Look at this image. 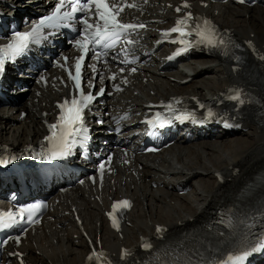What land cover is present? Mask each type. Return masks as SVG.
Instances as JSON below:
<instances>
[{"label":"bare ground","instance_id":"6f19581e","mask_svg":"<svg viewBox=\"0 0 264 264\" xmlns=\"http://www.w3.org/2000/svg\"><path fill=\"white\" fill-rule=\"evenodd\" d=\"M19 5L24 3L25 0H16ZM264 3V2H263ZM249 22H246L245 12L239 7L228 6V13L224 19L220 21L225 22L228 27L234 28V30L243 37H248L251 32H259L264 30V7H257L250 9ZM233 18L230 19V16ZM258 38V37H257ZM64 41V39H63ZM63 47V45H62ZM215 65L216 71L211 76L210 66ZM203 66L209 68L201 72L193 80L196 86L201 90H209L205 92V95L211 94L221 89L223 85L222 71L218 68V64L215 59L202 57L198 60H193L190 66L187 68H180L178 70V77H187L197 73ZM13 79L8 80L9 86L12 85ZM13 89L12 86H10ZM216 88V89H215ZM187 93H193L195 85H188L185 87ZM214 90V91H212ZM212 91V92H210ZM177 91L171 90L167 94L176 93ZM18 96L15 100V105L19 103ZM21 102V101H20ZM7 107L0 108V114L10 117L7 111ZM6 122V121H5ZM249 126V132L245 133L243 137L230 139L225 133H217L216 138L212 141L210 138L215 135L217 129L211 132L194 134L195 138H205L206 141H198L194 149H190V144L183 145L182 147H176L175 150L168 152L164 151L161 155L155 156L152 163L160 164V168L156 169L154 181H161L166 191L154 190L149 191L146 188L136 189V192L141 199L150 198V202L147 207H154L156 210L155 216L160 221H165L166 224L173 229H176L181 221H184L186 216H192L194 218H201L205 216L209 208L217 204L225 197H229L238 185V181H243L247 178L246 170L252 169L255 165L264 163V122L263 123H251L246 122ZM15 135V134H12ZM21 138L17 137L16 141H20ZM170 149V148H169ZM230 165L237 166L241 172L236 175L230 176V179L219 185L215 183V180L211 177L210 172L221 169L228 174ZM164 169V172H162ZM167 176V174H169ZM189 173L192 176L186 178ZM194 180H197L196 182ZM180 184L182 186H189L191 190L185 195H178L177 191H174V185ZM147 191L149 193L147 194ZM152 196V197H151ZM174 200L177 207H173L170 201ZM156 202V205L153 204ZM153 215V213L151 214ZM157 219H155L157 221ZM139 222L143 221V217L138 218ZM133 228H128L126 236L132 235ZM146 231L143 230L142 233ZM137 236L135 237L136 240ZM78 254V253H77ZM55 257V255H52ZM81 258L71 257L70 262L77 264ZM264 264V262L262 263Z\"/></svg>","mask_w":264,"mask_h":264},{"label":"snow or ice","instance_id":"6c2138e0","mask_svg":"<svg viewBox=\"0 0 264 264\" xmlns=\"http://www.w3.org/2000/svg\"><path fill=\"white\" fill-rule=\"evenodd\" d=\"M244 3L245 0H239ZM134 8L136 4L128 2V0H57L52 13L46 17H42L33 26L29 32H16L13 34L10 43L0 47V74L5 70L6 62H15L17 58L25 55L30 50V45L38 42L41 38L45 28H56L65 25V22H70L76 19L77 14L80 23L84 25L83 35L80 39L75 41L77 50L81 52L75 63L74 74L69 70V77L74 81L76 88L79 90L78 96H73L69 101L66 100L59 105L61 115L58 118V123L50 125V135L47 139L50 143L45 151L38 155V159L43 160H61L67 158L72 152V149L81 141L86 139V126L84 119V111L88 108L90 102L94 97L90 93H84L81 81L82 63L89 51L98 61L102 60L107 55V50L117 46L124 38L125 34L136 29H142L144 24H131L122 22L119 17L124 11V8ZM188 7V5H185ZM179 12L180 9H177ZM95 20L90 23V20ZM194 18L189 13L185 19L177 21V26L171 29V33H178L181 39L178 41L182 45H189L192 41L187 38L193 35L192 28L195 27V36L198 37L197 44H203L206 47L226 50L228 42L225 41L223 35H220L214 26L209 21L204 20L200 23L191 24ZM167 37L170 33L166 32ZM124 42L132 44L133 41L125 40ZM177 42V41H174ZM135 71V69H133ZM115 79V76L112 77ZM100 94L103 89H100ZM232 99L240 103H244L241 96L237 93ZM211 116L212 114L209 113ZM152 150V149H150ZM8 161L0 160V163H7ZM103 170V165L100 166ZM124 207L129 206V202H121ZM120 205H117L119 207ZM43 205L34 204L30 209H20L18 213L5 212L0 213V228H8L12 223H15L17 216L23 219V213L28 211L27 222H32V215L39 211ZM113 226L118 229V223L113 219ZM158 232L164 231L158 228ZM17 238V242H18ZM5 242L0 241V244ZM259 248L253 247L251 250H242L235 256L227 257L225 264H246V260L251 252L257 250H264V240L259 242ZM150 247V245H145ZM125 256L130 253L125 252ZM92 258L90 257V260Z\"/></svg>","mask_w":264,"mask_h":264},{"label":"rangeland","instance_id":"374dc122","mask_svg":"<svg viewBox=\"0 0 264 264\" xmlns=\"http://www.w3.org/2000/svg\"><path fill=\"white\" fill-rule=\"evenodd\" d=\"M24 99V97H21L20 98V100L22 101ZM236 136V138H241V137H243V135H241V134H236L235 135ZM236 138H230V139H236ZM195 182L197 181V180H194Z\"/></svg>","mask_w":264,"mask_h":264}]
</instances>
